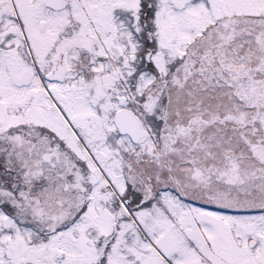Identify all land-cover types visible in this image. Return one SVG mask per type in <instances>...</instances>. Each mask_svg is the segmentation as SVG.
Here are the masks:
<instances>
[{
	"label": "snow or ice",
	"instance_id": "6c2138e0",
	"mask_svg": "<svg viewBox=\"0 0 264 264\" xmlns=\"http://www.w3.org/2000/svg\"><path fill=\"white\" fill-rule=\"evenodd\" d=\"M0 264H264V0H0Z\"/></svg>",
	"mask_w": 264,
	"mask_h": 264
}]
</instances>
